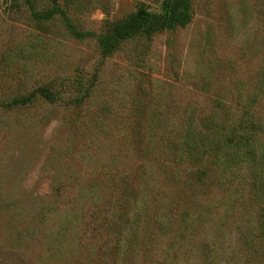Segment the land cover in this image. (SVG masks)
<instances>
[{
    "label": "rangeland",
    "instance_id": "374dc122",
    "mask_svg": "<svg viewBox=\"0 0 264 264\" xmlns=\"http://www.w3.org/2000/svg\"><path fill=\"white\" fill-rule=\"evenodd\" d=\"M164 1L0 0V264H264L250 165L229 154L190 194L173 157L255 90L264 0H188L182 27L99 55L98 36Z\"/></svg>",
    "mask_w": 264,
    "mask_h": 264
},
{
    "label": "trees",
    "instance_id": "16d2710c",
    "mask_svg": "<svg viewBox=\"0 0 264 264\" xmlns=\"http://www.w3.org/2000/svg\"><path fill=\"white\" fill-rule=\"evenodd\" d=\"M187 10L188 0H165L159 14L137 11L129 17L120 19L96 38L98 53L102 58L110 56L122 40L133 35L182 27L187 23ZM259 95L264 96V65L257 73L255 90L244 98V106L234 107L217 103L223 120L212 124L211 129L207 131L212 121L209 120V116L202 125L204 133L196 132L195 125L188 126L180 143L182 150L173 156L179 164L186 163L191 168L192 180L187 186L190 194L200 191L199 187L215 174L211 166H215L216 161L221 164L224 160L226 166L234 165L233 162L228 163L229 160H226L229 154H236L240 161L250 165L249 195L256 208L254 238L256 240L264 237V146L260 141L264 132V119L250 108L256 105ZM38 97L48 100L50 94L43 88L34 89L25 95L8 98L6 108L24 109ZM234 97L241 100L238 92ZM225 169H221L220 172L224 174Z\"/></svg>",
    "mask_w": 264,
    "mask_h": 264
}]
</instances>
